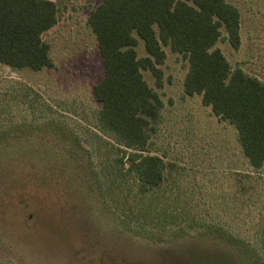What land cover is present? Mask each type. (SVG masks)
Here are the masks:
<instances>
[{
    "label": "rangeland",
    "instance_id": "1",
    "mask_svg": "<svg viewBox=\"0 0 264 264\" xmlns=\"http://www.w3.org/2000/svg\"><path fill=\"white\" fill-rule=\"evenodd\" d=\"M100 1L54 0L57 22L41 38L53 67L0 64V121L14 137L4 147L11 156L0 160V264H264V164L254 172L234 126L200 95L183 93L185 62L168 47L164 85L153 87L164 104L150 148L174 166L164 171L162 190L142 202L180 222L160 229L146 224L147 215L135 218L143 204L130 179L105 195L109 181L99 182L97 172L115 169L114 151L95 128L100 103L92 86L103 66L86 24ZM227 1L240 13L241 44L217 46L264 83V0ZM135 49L146 54L140 40ZM142 74L154 86L151 73ZM145 231L151 238L139 236Z\"/></svg>",
    "mask_w": 264,
    "mask_h": 264
},
{
    "label": "trees",
    "instance_id": "2",
    "mask_svg": "<svg viewBox=\"0 0 264 264\" xmlns=\"http://www.w3.org/2000/svg\"><path fill=\"white\" fill-rule=\"evenodd\" d=\"M57 11L54 0H0V64L14 70L53 67L49 45L41 38L56 24ZM86 24L103 66V76L92 86L93 96L100 103L95 128L106 139L99 134L98 138L114 151L112 164H107L115 169L103 166L97 172L99 182L104 181L102 178L109 181L102 187L105 195L111 194V185L120 189V184L130 179L143 204L142 199L149 200L151 193L162 190L164 171L174 166L150 148L164 104L153 88L164 85L160 68L166 59L164 47L185 62L183 93L200 95L201 103L219 120L234 126L244 159L254 172L259 171L264 164V83L240 66H232L217 46L226 40L232 49L240 47L236 6L227 0H101L90 10ZM139 40L144 56H138L135 49ZM143 71L151 73L154 86L147 84ZM5 124L0 121L1 161L11 156L12 151L4 147L14 140ZM146 208L143 204L134 217L147 215L149 226L162 229L180 222L173 213ZM125 218L133 221L130 216ZM188 219L186 227L192 228L199 215ZM112 223L117 224L115 218ZM179 232L174 234L184 233ZM148 233L139 236L151 238Z\"/></svg>",
    "mask_w": 264,
    "mask_h": 264
}]
</instances>
